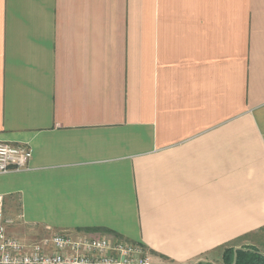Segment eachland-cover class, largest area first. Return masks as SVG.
<instances>
[{
  "label": "crops",
  "instance_id": "obj_1",
  "mask_svg": "<svg viewBox=\"0 0 264 264\" xmlns=\"http://www.w3.org/2000/svg\"><path fill=\"white\" fill-rule=\"evenodd\" d=\"M0 142L8 236L221 264L264 232V0H0Z\"/></svg>",
  "mask_w": 264,
  "mask_h": 264
},
{
  "label": "built area",
  "instance_id": "obj_2",
  "mask_svg": "<svg viewBox=\"0 0 264 264\" xmlns=\"http://www.w3.org/2000/svg\"><path fill=\"white\" fill-rule=\"evenodd\" d=\"M31 157L32 150L26 146L0 142V174L27 171ZM3 202L0 194V264H151L149 254L139 244L105 237L74 238L54 233L22 243L6 234L12 220L4 216Z\"/></svg>",
  "mask_w": 264,
  "mask_h": 264
},
{
  "label": "rangeland",
  "instance_id": "obj_3",
  "mask_svg": "<svg viewBox=\"0 0 264 264\" xmlns=\"http://www.w3.org/2000/svg\"><path fill=\"white\" fill-rule=\"evenodd\" d=\"M1 195H3V194H1ZM6 201H7V204H6ZM19 206H20V204L17 203V196L16 195L7 196V199L4 198V202H3L4 216H5V213H6V210L5 209H7V218H9L10 220H12V225L10 224V227H13V225H15L16 223L17 224L19 223L18 222V219L15 217V213L17 212L16 209H18ZM20 223L18 225L21 228V226H23V225L20 224ZM16 226L17 225H15V227ZM32 227H34V226H32ZM24 228H26V227H24ZM48 228L49 229H46V227L40 225L39 228H37L39 230H32V235L29 236V237H27L28 238V242H34V241L39 240V239H41L43 237H49V236H51L54 233H61V234L69 235V236L74 237V238L75 237H81V236L93 237V236H90L88 234V232L87 231H84L83 229L70 230L68 228H66V229H63L62 228V230H61V229H58V228L57 229H54V228H51V227H48ZM27 231L30 232L29 229H27ZM39 231H42V232H39ZM14 236L16 238H18V239L21 238V237H18L16 235H14ZM258 236H260V238L258 240L252 239L251 242L254 243L253 245L256 248H258L261 252L264 253V232L261 235L258 234ZM120 241H123V240H120ZM220 260H221V258H220Z\"/></svg>",
  "mask_w": 264,
  "mask_h": 264
},
{
  "label": "trees",
  "instance_id": "obj_4",
  "mask_svg": "<svg viewBox=\"0 0 264 264\" xmlns=\"http://www.w3.org/2000/svg\"><path fill=\"white\" fill-rule=\"evenodd\" d=\"M88 232V231H87ZM108 232V231H106ZM236 252L235 264H264V253L254 246H243ZM234 248L226 247L223 249L221 264H232ZM210 264V263H199Z\"/></svg>",
  "mask_w": 264,
  "mask_h": 264
},
{
  "label": "water",
  "instance_id": "obj_5",
  "mask_svg": "<svg viewBox=\"0 0 264 264\" xmlns=\"http://www.w3.org/2000/svg\"><path fill=\"white\" fill-rule=\"evenodd\" d=\"M240 249H242V248H234V256H233V262H232V264H235V258H236V252L238 251V250H240Z\"/></svg>",
  "mask_w": 264,
  "mask_h": 264
}]
</instances>
